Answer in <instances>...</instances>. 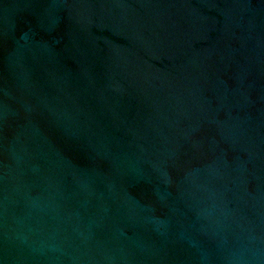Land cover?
<instances>
[{
  "label": "water",
  "instance_id": "1",
  "mask_svg": "<svg viewBox=\"0 0 264 264\" xmlns=\"http://www.w3.org/2000/svg\"><path fill=\"white\" fill-rule=\"evenodd\" d=\"M0 264H264V0H0Z\"/></svg>",
  "mask_w": 264,
  "mask_h": 264
}]
</instances>
